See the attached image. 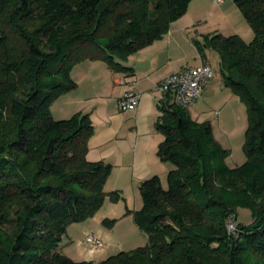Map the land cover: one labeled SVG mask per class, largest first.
I'll list each match as a JSON object with an SVG mask.
<instances>
[{
    "label": "trees",
    "instance_id": "trees-1",
    "mask_svg": "<svg viewBox=\"0 0 264 264\" xmlns=\"http://www.w3.org/2000/svg\"><path fill=\"white\" fill-rule=\"evenodd\" d=\"M189 1L0 0V264H264V0H233L251 41H194L202 62L205 48L216 52L223 85L246 106V162L228 167L209 123L160 100L157 156L171 167L165 187L158 175L141 182L132 213L147 244L100 262L59 250L66 227L103 205L111 166L86 159L88 116L55 120L52 103L76 89L70 71L84 59L128 73L129 55L166 34ZM239 207L249 224L236 222Z\"/></svg>",
    "mask_w": 264,
    "mask_h": 264
},
{
    "label": "rangeland",
    "instance_id": "rangeland-1",
    "mask_svg": "<svg viewBox=\"0 0 264 264\" xmlns=\"http://www.w3.org/2000/svg\"><path fill=\"white\" fill-rule=\"evenodd\" d=\"M247 35L243 39L249 42L253 39V32L250 28ZM204 52L207 62L213 69V76L198 102L185 109L191 121L210 124L213 139L228 152L225 158L226 165L230 168L239 167L247 160L243 148L248 125L247 109L238 96L223 85L216 52L208 48H205ZM87 64H90L89 67ZM72 69V77L71 74L70 77L77 83V88L72 91L73 95L66 92L68 95L63 99L70 101L71 105L61 106V103H55L52 106V116L56 118L58 112H61L64 117L72 116L74 113L87 115L93 126L92 136L97 139L103 138L108 133L109 124L114 125L116 122L113 109L119 114L128 112L118 108L125 91V86L120 85L119 81H130L131 79H128L127 74L123 72L112 71L107 63L100 59H84L77 62ZM106 70L108 73H105ZM120 87L122 93L113 106L111 100L113 90ZM157 97L159 99L158 91ZM128 141L132 149L133 138ZM158 176L165 187L164 167ZM141 182L125 179L113 186L114 180L109 179L103 188L105 198L101 208L86 220L70 223L66 227L67 239L60 244V252L75 261L100 262L119 251H129L145 246L147 235L136 227L132 217V213L140 210L143 204L139 189ZM236 222L249 224L251 222L250 210L246 207H239ZM90 235L101 241L100 250L90 251L85 243V239Z\"/></svg>",
    "mask_w": 264,
    "mask_h": 264
},
{
    "label": "crops",
    "instance_id": "crops-1",
    "mask_svg": "<svg viewBox=\"0 0 264 264\" xmlns=\"http://www.w3.org/2000/svg\"><path fill=\"white\" fill-rule=\"evenodd\" d=\"M249 28L233 0H225L219 4L212 0H190L186 12L170 24L166 34L128 57L123 65L131 69L125 74L134 83V90L139 95L138 107L124 114L115 113L113 109L116 122L114 125L109 124L107 135L100 139L91 136L88 141L86 159L111 166L106 182L113 179V186H116V183L125 179L144 181L160 174L163 167L166 175L171 165L157 156L158 146L163 140V135L156 129V122L161 115L157 106L160 101L157 97V84L168 75L202 62L194 46V41L200 40L202 36L238 35L243 39L248 36ZM87 65L89 67L90 64ZM72 71L73 69L70 71L71 77ZM105 76L108 77L107 74ZM67 93L73 95L71 93L74 92ZM121 93V87L113 90V106ZM66 95L68 94H61L52 103L51 116L55 103L59 102L61 106L71 105L70 101L63 100ZM197 102L198 100L195 104ZM70 116L64 117L58 112L56 118L52 117L62 120ZM132 138L134 143L131 149L128 140ZM66 239L64 236L62 242Z\"/></svg>",
    "mask_w": 264,
    "mask_h": 264
},
{
    "label": "built area",
    "instance_id": "built-area-1",
    "mask_svg": "<svg viewBox=\"0 0 264 264\" xmlns=\"http://www.w3.org/2000/svg\"><path fill=\"white\" fill-rule=\"evenodd\" d=\"M212 1L219 4L225 0ZM212 76L213 69L208 63L201 62L193 67H185L174 74L168 75L157 84L156 90L159 92V100L169 99L171 103L180 108L190 107L200 99ZM119 84L125 86V91L118 104L119 110H136L139 104V95L134 90V83L120 80ZM227 228L229 232H235L234 219L227 222ZM85 243L90 251L100 250L102 247L101 241L91 235L85 239Z\"/></svg>",
    "mask_w": 264,
    "mask_h": 264
}]
</instances>
